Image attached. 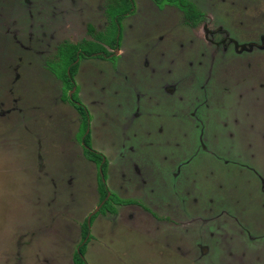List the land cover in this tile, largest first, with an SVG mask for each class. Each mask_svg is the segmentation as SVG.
I'll return each mask as SVG.
<instances>
[{
  "label": "rangeland",
  "instance_id": "obj_1",
  "mask_svg": "<svg viewBox=\"0 0 264 264\" xmlns=\"http://www.w3.org/2000/svg\"><path fill=\"white\" fill-rule=\"evenodd\" d=\"M189 1L208 15L196 29L177 3L135 0L125 55L81 60L86 132L58 77L69 69L44 65L45 40L64 22L112 44L130 3L0 0V264H58L56 243L28 229L65 216L59 189H74L73 219L98 205L88 132L106 184L129 203L96 218L107 223L89 264H264V0Z\"/></svg>",
  "mask_w": 264,
  "mask_h": 264
},
{
  "label": "flooded vegetation",
  "instance_id": "obj_2",
  "mask_svg": "<svg viewBox=\"0 0 264 264\" xmlns=\"http://www.w3.org/2000/svg\"><path fill=\"white\" fill-rule=\"evenodd\" d=\"M123 1L130 3L131 8L128 9L126 12H123L120 15V17L118 18V20H117V22H118L117 38H116L115 42H112V44L108 43V45H103L104 43H106V41H104L102 38L100 39L99 37L95 36V32H96L95 26L89 25L87 28V30H88L87 36H82V35H79L77 27H72L70 24L65 25L64 22L62 23V30L61 31L64 32V27H65L66 31L71 32L70 34H72V37L66 38L65 37L66 34L64 35L62 32V35L59 38L54 39L56 41L55 45H53L54 40L51 42H48L47 39L45 40V43H46L45 44V46H46L45 51L47 53L46 59L44 62L45 67L47 66L46 62H48V64H54L57 66H61V65L64 66L66 64V59L64 58V52L71 49V48H76V54H75L76 59L74 61V66L77 67V71L72 78L70 76V71H69V75H68L69 81L72 83L71 87H69V84H68L69 82H67V80L63 79L60 76H58V77L63 81V83L65 82L67 84L66 85L67 86V92L68 93L70 92V100L73 102V104L76 106L77 110L79 111V113L82 117V120H83V124H84V120H87V130L89 128L90 114H89L87 108L84 105H82L79 101V92L76 89L77 84L75 82V78L79 72L80 62L82 59L87 60V59L99 57V58H104L106 60H109V59H112L111 57H116V58L118 57V59H119V58L123 57V55H125V51L121 47V41H122V32H121L122 24H121V21L127 19L130 15L135 13L136 2H135V0H116V3H117V5L120 3L122 4ZM156 1L161 2L162 0H156ZM170 1L172 3H177L179 5L180 9L183 11L184 17L187 20V22H189L188 18H191V17H192V19L197 18L199 20L197 22V24L194 25V29H196V27H198L200 24H203L204 22H206L208 20V15L205 14L204 10H199L197 7H195V5L191 1L186 0V3H183L181 0H170ZM57 12L59 13V16L65 17L66 5L61 3V5L57 7ZM109 24H110L109 22L106 23V28L109 27ZM103 30L106 32V29H103ZM207 32H208V30L205 27V33H207ZM66 33H68V32H66ZM46 36H47V34H46ZM23 37H25V35H23ZM197 37L201 38L203 41L208 43V45H209V43H213L208 38L207 34L205 35L204 38L201 37L200 34H198ZM100 41L103 44L100 43ZM79 105L83 106L85 108L86 113H87L86 118L80 112V110L78 108ZM87 130H86V132H87ZM87 135H89V137L91 138V135L89 132ZM86 136L83 138L84 152H85V138H86ZM91 147H92V145H91ZM92 149H93V147H92ZM104 162H107L106 159H104ZM107 164H108V162H107ZM97 167H98V171H99V174H98L99 177H100V175L104 177V173L101 171V168L98 165H97ZM103 181L106 184L105 178ZM106 186L108 189L107 198L105 200H102L101 195H99L98 205L95 206L94 210L92 212H90L89 215L87 214L85 216V218L83 219V222L81 224L82 237H81L80 242L77 244L76 249H75L74 254H73L75 257V254L77 252H79V249H80L79 247L82 245L83 239H84V237H83V225L89 221L90 234H89V241H88L87 246H86V252H85V257H84L87 264H89L87 262L88 249H89L92 241L95 239V236L93 235V225H94L95 220L105 219L104 218L105 216L111 217L110 213H113L114 215H116V214H118L117 212L121 208H123L126 204H129V203H126V201L124 199H122V196H119L118 194L114 195V193L111 191L110 187L107 184H106ZM97 193H100L99 183H98ZM113 195L116 196L121 201H124V203L114 202V201L110 202V207L112 208V210L106 209V211L102 212L103 211L102 207L105 205L106 201L109 202L111 200L110 198ZM98 208H99V210L97 212ZM98 216H99V218H97Z\"/></svg>",
  "mask_w": 264,
  "mask_h": 264
},
{
  "label": "crops",
  "instance_id": "obj_3",
  "mask_svg": "<svg viewBox=\"0 0 264 264\" xmlns=\"http://www.w3.org/2000/svg\"><path fill=\"white\" fill-rule=\"evenodd\" d=\"M59 15V13L57 12ZM67 189H59L58 192L60 193L61 198L62 195H67V201L64 204H60L59 201L56 203V209L60 212L65 213V216L63 218H60L58 220L54 219H41L45 220L47 223L42 222V224L37 227L36 229L32 230L31 228L28 229L29 233H32L33 236L37 238V240L42 241H53L52 246L56 247L55 250V257L52 259H57L58 264H65V259L68 261V264H74V251L76 249L77 244L80 242L81 237H82V228L81 224L83 222L80 219H73L71 216L75 212V195L72 194L70 196L69 192H74V189H70L67 192ZM77 198V194H76ZM70 213V215H69ZM48 220V221H47ZM102 220V219H99ZM107 223L106 221H99L95 224V226L99 223L102 224ZM93 225V235L95 236V239L92 241L88 253L93 245V243L97 240L96 239V234L94 232V227ZM18 255L17 257H22L23 249L17 248ZM48 258H50L49 263L54 264L53 261L51 260L52 255L51 254H46ZM88 255V254H87ZM61 259H64L63 263H61Z\"/></svg>",
  "mask_w": 264,
  "mask_h": 264
},
{
  "label": "trees",
  "instance_id": "obj_4",
  "mask_svg": "<svg viewBox=\"0 0 264 264\" xmlns=\"http://www.w3.org/2000/svg\"><path fill=\"white\" fill-rule=\"evenodd\" d=\"M76 48H71L67 51L64 52V58L66 59V64L65 67H67V69H69L70 71V76L71 78L74 76V74L77 71V67L74 66V61L76 59ZM65 80H67V82H69V87H71V82L69 81V77H65ZM76 98V97H75ZM77 99V98H76ZM80 112L82 113V115L86 118V110L83 106H78ZM84 126L85 129L87 130V120H84ZM89 135L86 136L85 138V155L94 163H96V165H98L101 168V171L104 173V177L100 175L99 177V191H100V195L102 200H105L108 196V189L106 184L104 183V178H105V172L107 169V162H104V156H102L100 153L94 151L91 147L90 141H89ZM111 200L108 202L106 201L105 205L102 207V210L104 209H110L112 210V208L110 207V202H120V203H124V201H121L120 199H118L116 196H112L110 198ZM94 219V218H93ZM89 234H90V226H89V222H86L83 225V243L82 245L79 247V252H77L75 254L74 257V263L75 264H87L86 260H85V252H86V246L87 243L89 241Z\"/></svg>",
  "mask_w": 264,
  "mask_h": 264
},
{
  "label": "water",
  "instance_id": "obj_5",
  "mask_svg": "<svg viewBox=\"0 0 264 264\" xmlns=\"http://www.w3.org/2000/svg\"><path fill=\"white\" fill-rule=\"evenodd\" d=\"M99 208L97 209V212H98Z\"/></svg>",
  "mask_w": 264,
  "mask_h": 264
}]
</instances>
